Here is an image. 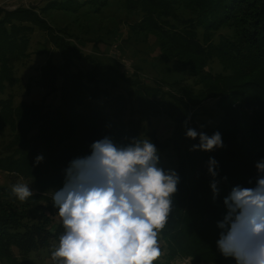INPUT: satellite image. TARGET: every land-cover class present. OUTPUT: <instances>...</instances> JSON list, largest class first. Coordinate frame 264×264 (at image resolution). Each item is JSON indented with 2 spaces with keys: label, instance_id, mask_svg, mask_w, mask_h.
Listing matches in <instances>:
<instances>
[{
  "label": "trees",
  "instance_id": "trees-1",
  "mask_svg": "<svg viewBox=\"0 0 264 264\" xmlns=\"http://www.w3.org/2000/svg\"><path fill=\"white\" fill-rule=\"evenodd\" d=\"M107 2L48 0L42 7L0 8V131L8 128L13 135L0 156V171L30 181L33 189L22 202L11 187L0 185V264H37L32 253H52L58 247L64 228L48 192L63 187L71 160L89 155L91 144L105 136L127 144L133 137L145 139L143 135L152 138L160 157L167 152L175 157L181 178L172 212L159 232L165 252L153 264H174L176 259L235 264L218 250L217 222L227 212L224 198L234 186H255V165L264 159V0H124V8L140 16L133 31L155 36L161 55L179 66L182 78L165 84L139 71L124 76L99 62L93 72L72 71L82 56L41 15L52 10L99 13ZM36 28L60 54V63L46 60L35 78L38 86L60 91L54 107L16 103L13 92L4 96L7 85L19 81L15 64L30 58L29 34ZM226 30L231 33L223 34ZM101 71L113 74L127 91L109 92ZM209 100H216L217 121L199 125L196 112ZM162 115L174 122L166 143L146 131ZM187 128L210 136L219 131L224 147L190 151L199 138L186 137ZM39 154L44 160L36 165ZM210 157L218 161L216 199Z\"/></svg>",
  "mask_w": 264,
  "mask_h": 264
},
{
  "label": "clouds",
  "instance_id": "clouds-1",
  "mask_svg": "<svg viewBox=\"0 0 264 264\" xmlns=\"http://www.w3.org/2000/svg\"><path fill=\"white\" fill-rule=\"evenodd\" d=\"M185 135L199 138L190 151L224 147L219 131L210 136L187 128ZM90 147L89 155L69 162L63 187L54 191L53 205L64 232L52 260L55 264H153L162 255L158 235L172 212L179 174L161 166L159 149L150 138L133 137L127 144H117L105 136ZM43 160L39 154L35 164ZM217 166L210 157L213 199L220 193ZM255 166V186H234L224 198L227 212L217 222L218 250L235 264H264V159ZM11 190L22 202L33 195L27 183L17 182Z\"/></svg>",
  "mask_w": 264,
  "mask_h": 264
},
{
  "label": "rangeland",
  "instance_id": "rangeland-1",
  "mask_svg": "<svg viewBox=\"0 0 264 264\" xmlns=\"http://www.w3.org/2000/svg\"><path fill=\"white\" fill-rule=\"evenodd\" d=\"M48 0H0V8L6 10H16L17 8L42 7ZM124 0H108L107 6L101 11L82 10L74 14L62 10H52L41 17L46 23L57 31V34L64 36L68 43L74 45L82 56V59L74 61L73 72L90 73L97 70L96 62L106 67L118 70L124 76L132 77L139 71L142 77L148 79H158L162 83L180 80L182 75L179 66L167 60L161 55L158 40L152 34L135 33L132 25L139 21L137 13L128 12L123 6ZM226 30L223 34H230ZM45 32L38 30L30 32L29 39H32L29 49L30 58L23 63L15 64V72L19 81L11 88L7 85L8 92L15 94V102L27 101L35 103H49L57 106L60 102V91H49L35 83V78L41 73V67L46 60L60 63L59 51L52 42L47 41ZM216 64L215 66H217ZM220 68V67H218ZM217 69V68H216ZM99 78L106 82L107 89L112 94L126 92L127 87L109 72H99ZM190 80L184 84H189ZM2 96V95H0ZM203 110L196 112V120L199 125L207 123L215 124L216 100H209L203 104ZM127 113V117L130 116ZM126 117V119H127ZM174 122L168 116L153 118L146 126V131L156 134L159 142L171 140ZM12 133L7 128L0 131V156L4 155V146L12 140ZM143 138L151 137L143 135ZM167 152L161 157V166L165 169H176V159ZM17 182L27 183L32 189L31 183L19 177L0 171V185L12 188ZM33 190V189H32ZM54 189L48 192L53 197ZM158 243L162 255L165 252V244L158 235ZM37 264H55L52 260L51 252L41 250L32 253ZM174 264H190L189 259H176ZM204 264V263H201Z\"/></svg>",
  "mask_w": 264,
  "mask_h": 264
}]
</instances>
